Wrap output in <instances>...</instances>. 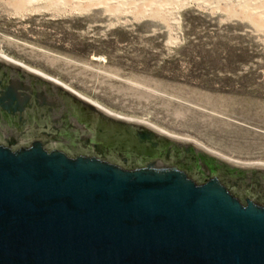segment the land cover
Masks as SVG:
<instances>
[{
	"label": "rangeland",
	"instance_id": "obj_1",
	"mask_svg": "<svg viewBox=\"0 0 264 264\" xmlns=\"http://www.w3.org/2000/svg\"><path fill=\"white\" fill-rule=\"evenodd\" d=\"M256 1L0 0V56L122 118L264 165Z\"/></svg>",
	"mask_w": 264,
	"mask_h": 264
},
{
	"label": "water",
	"instance_id": "obj_2",
	"mask_svg": "<svg viewBox=\"0 0 264 264\" xmlns=\"http://www.w3.org/2000/svg\"><path fill=\"white\" fill-rule=\"evenodd\" d=\"M0 67L65 92L1 61ZM27 104L15 89L0 99L13 116ZM126 125L264 187V170ZM1 131L0 264H264V191L262 200L239 197L205 163L198 176L156 158L120 165Z\"/></svg>",
	"mask_w": 264,
	"mask_h": 264
},
{
	"label": "flooded vegetation",
	"instance_id": "obj_3",
	"mask_svg": "<svg viewBox=\"0 0 264 264\" xmlns=\"http://www.w3.org/2000/svg\"><path fill=\"white\" fill-rule=\"evenodd\" d=\"M39 81L15 69L0 67V99L7 90L15 89L21 101H28L24 112L16 116L0 107V127L13 129L25 138L44 139L50 148L103 157L120 165L126 162L128 166H139L156 158L198 176L200 165L205 163L222 176L235 195L263 199L264 187L256 181L250 186L241 174H234L193 151L163 140H146L139 130L101 115L84 100Z\"/></svg>",
	"mask_w": 264,
	"mask_h": 264
},
{
	"label": "bare ground",
	"instance_id": "obj_4",
	"mask_svg": "<svg viewBox=\"0 0 264 264\" xmlns=\"http://www.w3.org/2000/svg\"><path fill=\"white\" fill-rule=\"evenodd\" d=\"M225 1H231V2L236 1V3H240V2L243 1V0H225ZM250 1H253V0H249V2H250ZM258 1H259L260 3H262V4H263V2H264V0H258ZM258 1H256V2H258ZM231 2H230V3H231ZM256 2H255V3H256ZM228 3H229V2H228ZM247 3H248V1H247ZM255 3H253V4L255 5ZM249 4H251V3H249ZM251 5H252V4H251ZM254 5H252V6H253V7H256L257 3H256L255 6H254ZM259 5H261V4H259ZM231 7H232V6H231ZM257 7H258V6H257ZM257 7H256V8H257ZM261 8L263 9V8H264V5H263V7H261ZM254 10H255V9H254ZM260 10H261V9H259L258 11H260ZM256 11H257V10H256ZM261 11H262V10H261ZM263 11H264V10H263ZM263 11H262V12H263ZM262 12H261V13H262ZM261 13H259V14H261ZM263 13H264V12H263ZM254 14H255V13H254ZM256 15H257V14H256ZM256 17H257V16H256ZM259 17H260V16L258 15V18H259ZM262 17H264V16H262ZM262 17H261V18H262ZM258 18H257V19H258ZM263 19H264V18H263ZM259 20H260V19H259ZM263 22H264V21H263ZM263 22H262V23H263ZM0 61L3 62V63L8 64V65H10V66H13V67H15V68H18V69H20V70H22V71H24V72H27V73H29V74H31V75H33V76H36V77H38V78H40V79H42V80H45V81H47V82H50V83L54 84L55 86H57V87L63 89L65 92H67V93L73 95L74 97H76V98H80V99L84 100V103L87 102L88 104L91 105V107L96 108L97 111H99V112L102 113V114L104 113V115L106 114L105 116H108V117H110V118H112V119L118 120V121L123 122V123H126V124H131V125H136V126H140V127L146 128V129H148V130L154 132L155 134H157V135H159V136H161V137L167 138V139L172 140V141H175V142H177V143H181V144H185V145H188V146L195 147V148L199 149L200 151H202V152H204V153H207L209 156H211V157H213V158H215V159H217V160L223 161V162H225V163L231 164V165H233V166L240 167V168H245V169L264 170V165H261V164H248V163L246 164V163H240V162H235V161L229 160V159H227V158H223V157H221V156H219V155H217V154H214V153H211V152L206 151L202 146H200V145H198V144H196V143H194V142H192V141H190V140H188V139H182V138L171 137L170 135L165 134L164 132H162V131H160V130H158V129H156V128L150 127V126H148V125H146V124H144V123H140V122H137V121H134V120L125 119V118H122V117H120V116H118V115H115V114H113V113H111V112L105 110L104 108L100 107L99 105H97V104H95V103H92V102H90V101H88V100H85V99H83L81 96H79V95H77V94H74V93L71 92L69 89H66L65 87H63V86L60 85L59 83H57V82H55V81H53V80L47 78L46 76L41 75V74H39V73H37V72H35V71H32V70H30V69H28V68H26V67H24V66H21V65H19L18 63L9 60L7 57L5 58V57H3V56H0ZM80 99H79V100H80ZM82 100H81V101H82ZM82 102H83V101H82Z\"/></svg>",
	"mask_w": 264,
	"mask_h": 264
}]
</instances>
